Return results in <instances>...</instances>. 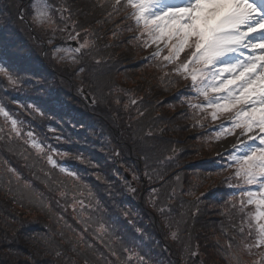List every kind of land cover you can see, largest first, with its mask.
Listing matches in <instances>:
<instances>
[{
	"label": "trees",
	"instance_id": "1",
	"mask_svg": "<svg viewBox=\"0 0 264 264\" xmlns=\"http://www.w3.org/2000/svg\"><path fill=\"white\" fill-rule=\"evenodd\" d=\"M48 2L60 29L53 43L50 31L31 25V0H0V63L20 81L13 87L0 76V106L58 150L59 166L23 138L0 139V264H235L226 256L229 238L240 241L229 187L236 181L231 168L221 170L227 152L209 131L219 121L193 127L188 101H198L189 81L161 79L159 61L145 60L152 48L132 39L138 32L127 12L109 16L114 0ZM54 46L77 62H58ZM0 126L7 134L2 116ZM89 215L108 224L110 238L94 236V224L84 232L80 220ZM65 221L92 247L71 251L58 235L77 240ZM238 255L241 264L258 258Z\"/></svg>",
	"mask_w": 264,
	"mask_h": 264
},
{
	"label": "snow or ice",
	"instance_id": "2",
	"mask_svg": "<svg viewBox=\"0 0 264 264\" xmlns=\"http://www.w3.org/2000/svg\"><path fill=\"white\" fill-rule=\"evenodd\" d=\"M31 10V25L50 31L52 36L48 42L53 43L55 32L60 30L56 27L54 6L48 0H31ZM121 11L127 12L124 19L135 23L138 35L132 39L139 41L145 49L154 46V51L145 60L159 61L156 66L164 72L161 79L175 76L189 81L191 99L198 101H188L196 119L193 127L204 126L201 118L219 121L216 127L209 129L214 133V139L234 137L227 150L226 163L220 168L233 170L228 180L236 181L229 187L236 189L231 207L239 214L240 222L235 225V230L240 241L235 244V238H229L226 258L241 264L238 252L243 251L248 256L258 257L252 264H264V0H114L109 16ZM127 30L133 31V28ZM78 37L79 33L69 35L70 39ZM87 46L85 41L73 51L80 53ZM165 50L166 54L162 55ZM60 51L54 46L53 57L58 62H77L75 56L58 55ZM168 68L170 71H164ZM82 71L83 68L78 69V72ZM0 76L13 87L20 83L2 63ZM0 116L10 124L7 134L4 126H0V139L23 138L24 144L46 157L52 168L59 167L53 158L58 154L57 149L38 140L33 131L24 133L23 122L14 119L3 106H0ZM60 171L78 179L75 173L64 167H60ZM7 172L19 179L14 168H8ZM76 202L82 206L81 211L87 210L83 208V200ZM100 210L97 203L95 211ZM73 211H76L75 207ZM59 220L63 217H58L57 222ZM80 222L84 232L88 231L90 224L97 225L93 235L98 239L111 237L108 224L100 217L89 215ZM65 226L77 235V240L73 241L67 239L63 231L58 233L70 245L71 251L76 252L79 243L92 247L83 233L77 234L67 221ZM172 235L177 238L175 233ZM109 250L116 255L114 250ZM55 254L57 257L62 255L59 250ZM70 264L74 262L70 261Z\"/></svg>",
	"mask_w": 264,
	"mask_h": 264
},
{
	"label": "rangeland",
	"instance_id": "3",
	"mask_svg": "<svg viewBox=\"0 0 264 264\" xmlns=\"http://www.w3.org/2000/svg\"><path fill=\"white\" fill-rule=\"evenodd\" d=\"M152 50L154 51V46L151 47ZM218 145L220 146V149L223 150H228L231 146V144L234 142V137H227L224 138L223 140L217 141Z\"/></svg>",
	"mask_w": 264,
	"mask_h": 264
},
{
	"label": "water",
	"instance_id": "4",
	"mask_svg": "<svg viewBox=\"0 0 264 264\" xmlns=\"http://www.w3.org/2000/svg\"><path fill=\"white\" fill-rule=\"evenodd\" d=\"M88 98L90 99V97L88 96Z\"/></svg>",
	"mask_w": 264,
	"mask_h": 264
}]
</instances>
